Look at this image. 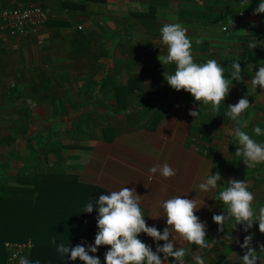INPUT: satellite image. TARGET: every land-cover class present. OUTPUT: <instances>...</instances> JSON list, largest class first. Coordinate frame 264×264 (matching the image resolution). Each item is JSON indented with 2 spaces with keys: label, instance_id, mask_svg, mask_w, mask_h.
<instances>
[{
  "label": "crops",
  "instance_id": "1",
  "mask_svg": "<svg viewBox=\"0 0 264 264\" xmlns=\"http://www.w3.org/2000/svg\"><path fill=\"white\" fill-rule=\"evenodd\" d=\"M31 1L45 12L44 27L37 34L12 39L0 54V178L14 182L23 173L44 167L27 146L29 138L35 143L41 134L40 143L62 145L58 162L53 163L56 158L52 154L47 157L62 170L63 177L110 193L122 187L135 188L147 225L161 233L168 227L164 201L174 196L196 199L200 208L195 214L207 225L210 246L198 249L173 233L177 236L175 247L184 248L187 264H193L197 251L204 264H243L247 250L240 245L248 235L253 236L252 247L264 261L260 251L264 233L258 224L245 232V225L229 217L221 232L212 219L213 215H227V206L215 198L228 180L247 183L254 194L255 216L264 208V163L247 167L243 157L235 155L241 146L235 139L229 145L225 137V130L236 126L234 121L225 124L212 104H207L209 110L201 114L202 102H191L184 90L173 88L158 96L160 105L164 99L172 102L152 130L141 128L138 118L130 120L118 113L123 116L116 121L121 131L104 139L97 132L100 122L96 115L100 98L113 104L109 92L99 88L106 72L115 75L118 82L125 81L131 70L132 75L144 77V83L168 85L164 73L172 74V64L162 65L158 59L167 55L160 30L165 24L179 23L187 29L195 63L214 59L222 66L226 59H242L241 81L246 90L231 82L220 108L247 96L251 106L241 115L239 126L264 144V134L256 136L253 132L256 126L264 130V90L257 87L253 91L251 87V78L264 65V13L253 15L261 0H0V9L23 7ZM255 40L259 46L250 49L249 42ZM136 92L148 98L146 87ZM111 107L104 108L110 116L114 115ZM190 110L199 111L204 128L192 141L188 134L195 122L198 125V117L190 116ZM210 116L213 124L207 119ZM77 124L90 133L75 135ZM198 145L208 152L196 151ZM164 163L177 169V175L165 178L149 171ZM212 163L222 166L224 172L219 173L223 179L217 189L199 191L198 185L216 173ZM138 238L156 250L153 238L145 233ZM164 243L159 241L161 246ZM165 264H174V258L169 257Z\"/></svg>",
  "mask_w": 264,
  "mask_h": 264
},
{
  "label": "clouds",
  "instance_id": "2",
  "mask_svg": "<svg viewBox=\"0 0 264 264\" xmlns=\"http://www.w3.org/2000/svg\"><path fill=\"white\" fill-rule=\"evenodd\" d=\"M264 13V0L253 12V15ZM233 26V25H232ZM162 43L167 46V55L158 59L162 65L175 64L174 74H166L167 84L176 91L184 90L190 93L195 101L204 105L212 104L213 111L219 112L221 102L226 99L230 92L232 81H241L242 67L239 60L229 66L231 69L230 79L225 76V68L216 60H208L203 64L194 62L192 55V42L187 36V29L179 23L165 24L161 30ZM258 42H249L248 47L255 49ZM253 91L259 87L264 90V65L259 67L251 78ZM251 104L247 96L241 98L238 103L229 105L225 115L233 122L235 127L225 130V137L235 139L241 147L237 148L236 156H242L247 167L264 163V144L257 143L239 126V119L243 113L250 108ZM189 115L196 118L199 111L190 110ZM256 136L264 134L260 126L253 130ZM226 153V148H225ZM152 174H159L165 178L177 175L178 170L173 169L168 163L157 164L149 169ZM219 172L209 175L206 180L198 185L199 191L210 192L217 189L218 182L222 180ZM146 187V186H145ZM215 200L227 206L224 208L227 215H213L212 219L217 223L221 232L224 231L225 221L231 217L236 224L245 225L247 232L254 224H258L259 231L264 233V208L259 209L258 216L253 212L254 194L249 191L245 181L238 179L228 180L227 186L222 188ZM141 196L136 193L135 188L122 187L110 194L100 195L94 205L89 202L83 213L91 214L98 210L97 227L99 231L95 236V244L75 247L65 246L64 243L52 241L61 255H70L71 260L79 259L83 264H101L98 256L90 255L96 253L100 246H110L105 253L106 264H165L169 257L174 258V264H187L186 253L183 247L176 248L178 234L184 241L198 246V249H206L210 246L207 239V225L201 222L195 214L200 208L196 199H185L182 196H174L162 203L167 225L161 233L157 227L148 226L145 216L141 211ZM141 233L147 234L157 242L156 250L143 243L138 237ZM171 237V239H170ZM225 239H230L226 236ZM232 239V238H231ZM252 235L245 236L240 245L247 251L242 256L243 264H264L260 260L258 251L252 247ZM159 241L165 243L161 246ZM239 243V241H237ZM260 251L264 252V244L260 245ZM163 254V259L160 254ZM193 264H204L202 256L197 253L192 256ZM19 264H32V262L20 257ZM35 264H39L36 261Z\"/></svg>",
  "mask_w": 264,
  "mask_h": 264
},
{
  "label": "trees",
  "instance_id": "3",
  "mask_svg": "<svg viewBox=\"0 0 264 264\" xmlns=\"http://www.w3.org/2000/svg\"><path fill=\"white\" fill-rule=\"evenodd\" d=\"M79 34L84 33L80 31ZM237 60L229 58L223 61L222 67L225 68L226 78L230 79L231 69L229 66ZM239 61L242 62V59ZM171 66L170 71L174 74L176 65L173 63ZM130 72L131 74H127L126 80L121 82L116 80L115 75L106 72L99 88L109 92L114 103L111 107L113 114L122 113L126 119L130 120L138 118L140 121L144 118V124H139L141 128L147 127L151 123V127L155 128L164 116L163 113L158 114L163 105L148 117L146 116L149 111L146 107H153L160 98L146 100L143 96L139 97L134 89L139 76L132 75L131 70ZM232 83L246 90L242 81H232ZM13 86H10L11 89H15ZM226 111L227 107L222 106L218 116L225 124L229 125L231 120L225 115ZM199 116L202 117L199 114L196 118L199 122L198 125L202 123ZM131 124L136 125L137 123L131 122ZM197 126L192 127L189 131L190 141L203 133V126ZM101 128L103 131L111 129L108 125H102ZM25 132L23 131V133ZM83 132L86 133L89 130H85L79 124L74 126L75 135H83ZM110 138L105 137L104 139L109 140ZM228 138L231 141L232 138L227 137L226 139ZM31 139L33 138L28 139L27 146L32 155L36 156L44 167L39 166L29 174L23 173V176H18L14 182L7 181L5 177L0 178V264H9L3 247L4 241H25L27 239H31L33 243V247L27 255L32 264H35L36 261H39V264H83L79 259L71 260L70 255H61L52 241L55 240L57 244L64 243L70 248L77 245H83L86 248L88 245H94L95 236L99 231L96 219L99 213L98 210H94L88 214L83 213V210L89 202L95 205L100 195L110 194V192L91 184L63 177L62 170L53 165L60 160L59 147L62 145L40 143L43 139L41 134L36 136L35 143H30ZM231 144L232 142H229V145ZM48 154H52L56 158L53 163L48 161ZM217 195L218 193H216ZM109 247L100 246L96 253L89 254L98 256L101 264H106L105 253Z\"/></svg>",
  "mask_w": 264,
  "mask_h": 264
},
{
  "label": "built area",
  "instance_id": "4",
  "mask_svg": "<svg viewBox=\"0 0 264 264\" xmlns=\"http://www.w3.org/2000/svg\"><path fill=\"white\" fill-rule=\"evenodd\" d=\"M239 16L243 13L239 12ZM46 14L40 6L30 3L23 7H6L0 9V52L4 51L12 39L37 34L45 25ZM79 30L81 26L77 27ZM224 32H228L223 27ZM10 86H13L11 84ZM3 247L9 264H19L20 257L28 259V253L33 247L31 239L25 241L6 240Z\"/></svg>",
  "mask_w": 264,
  "mask_h": 264
},
{
  "label": "rangeland",
  "instance_id": "5",
  "mask_svg": "<svg viewBox=\"0 0 264 264\" xmlns=\"http://www.w3.org/2000/svg\"><path fill=\"white\" fill-rule=\"evenodd\" d=\"M30 3H35V2H33V1H31ZM36 4V3H35ZM131 41H134V40H131ZM231 42V41H230ZM230 44V43H229ZM193 55V54H192ZM118 56H119V54H118ZM195 56V55H194ZM99 75H101V71L99 72ZM147 79H149L148 78V76L146 77V80ZM151 79V78H150ZM162 79H163V81H164V77H162ZM119 80H122L121 78L119 79ZM143 80H144V77L142 78V77H139V80L138 81H136V83H135V91H138V90H144V88L146 87V92H147V96H148V98H146V100H150V99H152V98H155V97H158V96H161L163 93H164V95L165 94H168V93H170V91H171V89H172V87H170L169 85H166V84H163V85H159L158 87H155V85H150L149 83H144L143 82ZM150 85V86H149ZM9 88H10V84H9ZM171 88V89H170ZM104 92H105V90H104ZM104 92H102V93H104ZM141 92V91H140ZM185 94H187L188 95V100L189 101H191V102H196L195 101V99H194V97L190 94V93H188V92H186V91H184V95ZM158 98H160V97H158ZM164 99V98H163ZM165 100V99H164ZM163 100V103H162V107L163 108H160V99L158 100V102L153 106V107H146V109H147V111H149V114H147V116L146 117H148V115H150L154 110H159V108L161 109V110H159L158 111V114L160 115L161 113H163V114H165L166 112H167V108H168V105H170L171 104V102H172V99H170V101L169 100H167V101H164ZM109 101V100H108ZM107 100H102V98H100L99 99V101L96 103V104H98V114H96L97 116L99 115V122H100V125H99V128H98V130H97V132L99 133V135L102 137V138H104V137H110L113 133H117L118 131H121L120 130V128H118L119 127V123L118 122H116L117 120H122V118H123V116H122V114H117V115H112V116H110V112H108V110L105 112V109L104 108H110L111 106H113V104L112 103H109ZM166 106H167V108H166ZM152 109V110H151ZM202 110V111H201ZM209 110V106L208 105H204L203 106V104H200V113L202 114V113H204V111H208ZM104 113H106V114H108V115H106V114H104ZM112 114H113V112H112ZM164 117V116H163ZM147 119V118H146ZM212 124H213V122H214V120L212 119V117L210 116V117H208L207 118ZM198 122V121H197ZM141 125H143L144 124V118H142V119H140V122H139ZM199 123V122H198ZM152 124V123H151ZM151 124L150 125H148L147 127H144L145 129H148V130H152L153 129V127H151ZM102 125H108V126H110L111 127V129L110 130H105V131H103L102 130V128H101V126ZM214 125H216V124H214ZM157 126V125H156ZM195 126H197L196 125V122L194 123V125H192V127H195ZM202 127V125L200 124V125H198L197 127ZM156 128V127H155ZM194 143H196V144H198V141H194ZM200 145H198V149H196V151H201L202 153H205V151L206 152H208L207 150H206V147L204 148V147H199ZM37 152H38V150H37ZM41 154H43V153H41ZM51 156V155H50ZM49 157V156H48ZM52 157V156H51ZM212 169L214 168V171L215 172H220V173H222V172H224V170H223V168H222V166L220 165V164H214L213 165V163H212ZM222 169V170H221ZM222 171V172H221Z\"/></svg>",
  "mask_w": 264,
  "mask_h": 264
}]
</instances>
